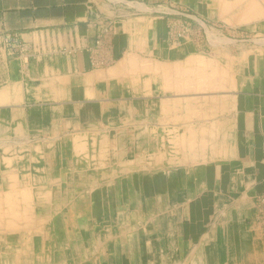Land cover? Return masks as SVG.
I'll return each instance as SVG.
<instances>
[{
    "label": "crops",
    "instance_id": "crops-1",
    "mask_svg": "<svg viewBox=\"0 0 264 264\" xmlns=\"http://www.w3.org/2000/svg\"><path fill=\"white\" fill-rule=\"evenodd\" d=\"M262 34L264 0H0V197L53 184L0 264H264Z\"/></svg>",
    "mask_w": 264,
    "mask_h": 264
},
{
    "label": "rangeland",
    "instance_id": "rangeland-1",
    "mask_svg": "<svg viewBox=\"0 0 264 264\" xmlns=\"http://www.w3.org/2000/svg\"><path fill=\"white\" fill-rule=\"evenodd\" d=\"M211 34L216 36L214 38L218 37V39L221 38L228 42L231 41V39L226 38L225 35L220 32L214 31ZM248 39L251 46H256V43H254L256 42L255 40H257V42L259 41L260 44H264V40H262L264 39L263 34L260 36H251ZM219 42H221V40H216V43ZM35 181L25 182V186L22 188L25 190L24 197L17 196L19 192L17 182L13 183V185L10 183L9 188L5 187V192L8 191V193H5V198L0 197V230H4L5 227H9L11 230H21L25 228L29 230L26 231V235H28V232L31 233V228L39 225V223L45 222L47 217L51 215L44 211V206H47L51 199L39 198L36 196L41 194L43 189L49 190L53 184L49 181H43L42 183ZM63 200L65 201V199ZM46 209H48V207ZM7 210L10 212H7ZM14 224L15 227H13Z\"/></svg>",
    "mask_w": 264,
    "mask_h": 264
},
{
    "label": "built area",
    "instance_id": "built-area-1",
    "mask_svg": "<svg viewBox=\"0 0 264 264\" xmlns=\"http://www.w3.org/2000/svg\"><path fill=\"white\" fill-rule=\"evenodd\" d=\"M161 13H166L165 9L160 10ZM211 28H216V26H211ZM220 29H224L219 27ZM204 32V33H203ZM113 34L112 25H102L97 33L96 46L91 53V63L93 67H102L108 64L106 51L107 44L109 43V37ZM168 34L171 37H183L191 35V28L189 23L183 22L182 24H176L175 22H170L168 24ZM195 37L198 39V42H201L202 39L214 40L213 37H216L209 33V28L204 22H200V27L195 34ZM218 39V37L216 38ZM259 39V38H258ZM264 40V39H262ZM256 45L260 44V39ZM255 206V217L254 225L256 226V232L258 233L260 239L264 241V194L257 196L254 201Z\"/></svg>",
    "mask_w": 264,
    "mask_h": 264
}]
</instances>
